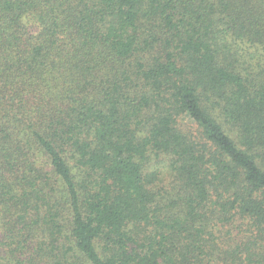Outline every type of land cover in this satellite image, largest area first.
Listing matches in <instances>:
<instances>
[{
	"label": "trees",
	"instance_id": "obj_1",
	"mask_svg": "<svg viewBox=\"0 0 264 264\" xmlns=\"http://www.w3.org/2000/svg\"><path fill=\"white\" fill-rule=\"evenodd\" d=\"M0 264H264V0H0Z\"/></svg>",
	"mask_w": 264,
	"mask_h": 264
}]
</instances>
